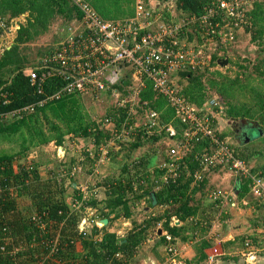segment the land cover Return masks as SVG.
I'll return each instance as SVG.
<instances>
[{"label": "trees", "instance_id": "obj_1", "mask_svg": "<svg viewBox=\"0 0 264 264\" xmlns=\"http://www.w3.org/2000/svg\"><path fill=\"white\" fill-rule=\"evenodd\" d=\"M89 1V4L94 6L95 1ZM112 1L120 6L135 2V0ZM175 1L176 6L184 13L181 16L185 17L200 15L204 6L211 2V0ZM250 7L246 11V22L242 26H244L245 31L251 32V41L261 46V50L264 52V0H256ZM25 13H27L26 22L20 24L16 30L13 44L4 48L0 53V113H11L13 110L23 109L26 105L35 104L31 112L22 111L14 117L9 114L7 119L0 121V134L23 133L29 137L28 139L23 138L24 142L27 143L23 144L17 151L0 154V264H129L138 252L139 243L148 237L149 228L158 223L161 226L156 228L157 232L159 229L166 230L174 237L180 238L181 241L192 239L193 236L187 233L188 231L191 233L190 226L187 224L171 225L170 219L174 214L185 223L188 218L195 216L197 211L203 208L201 207L203 198L205 196L209 198L212 191L208 188L206 175L218 169L226 168L222 163H218L208 168L209 171H206L201 181L194 183L192 175L195 168H198V162H188L184 166L180 165V173L177 177L170 178L167 183L163 182L159 185L162 182L161 173L164 171L157 169L156 163L159 164L165 158V150L156 151L159 156L152 166L156 169L151 173L152 167L149 165L151 163L148 162L151 156L146 154L139 157V155L133 156L132 154L140 145L151 140L149 137L155 139L156 135L141 130L131 142L128 153L126 152L127 160L121 166L124 167L123 172H125L131 164L135 167L133 172L125 173L116 179L106 178L102 182L103 185H109L108 190H106L107 198L101 201L102 206L98 207V202L92 197L86 200L87 204L96 207V214L100 218H106L108 223L100 229L93 226L85 234L79 232L78 222L82 214L70 207L72 200L80 198L79 189L72 185L75 181L72 179L73 175L70 169V165L75 163L76 159L79 161V158L68 156V159L61 161L56 168L52 164H48L47 172L40 173L38 164H33L32 161L28 160L27 152L40 143L55 140L56 143L61 144L63 138L71 139L77 136L86 137L92 141L93 145L98 146L103 138L117 136L121 129L119 124L116 125L117 131L110 128L109 130L106 126L102 127L101 120L99 122L98 119L90 116L88 111H85L81 97L85 99L86 95L79 92L66 94L59 99L47 100L44 104L38 105L44 96L38 93L36 85L30 84L29 75L25 70L29 67H37L36 71L39 75L45 72L47 69H42V67L51 65V63L40 58L45 55L44 53L51 52L53 47L45 49L44 52H38L39 57L28 62L24 53L28 47L27 44L49 31L50 24L56 18H64V25H66L74 18H80L81 12L72 0H0V20L5 22L6 26L11 24V19ZM133 15L134 11L132 15H121L120 18H128ZM0 33H2L1 30ZM228 45L229 43L225 47ZM213 62L214 64L217 63L215 55ZM240 67L244 69L247 65H240ZM205 69L206 67L192 71H180L179 75L183 78L182 81L186 80L184 86L180 81L181 78L179 80L180 94L199 106L217 95V101L223 107V116H228V120L255 121L261 128L262 140L264 141V104H259L261 102L254 100L250 104H244L243 111L232 110L224 103V95L227 92L225 84H222L221 91L218 90L220 95L209 91V89L214 88L212 80L208 87L205 86L202 79ZM253 69H256V73L259 75L264 76V57L261 62L256 63ZM239 77L230 81L238 82ZM43 84L44 92L51 93L62 84V81L58 76L53 75L47 76ZM126 85L127 81L125 80L121 86ZM140 98L139 104H136L137 111L134 113V119L130 123L133 120L137 121L136 117L139 114L155 109L163 122H173L179 128V121L174 118L165 96L157 94L151 83H148L142 90ZM120 111L118 117L122 120L124 112L123 110ZM113 115L112 113L106 114V116ZM138 130L139 128H136L135 131ZM217 133L220 139L226 143L230 140L231 136L228 134V130L217 131ZM160 139L162 140L161 137ZM246 145H239L240 147H238L231 142L230 148L234 155L248 161L250 158L248 155L251 151L248 153ZM204 147L206 148L202 143L199 149L196 147V151H205V149L203 150ZM255 147L251 156L259 154L262 150L264 152V149L259 150ZM83 154L85 157L87 156L85 151ZM131 157H134L135 160L133 161ZM142 166H145L146 169L150 167L149 171L142 172L140 170ZM137 167L139 168L138 172ZM186 170L190 175L185 176ZM261 173L263 174V172ZM152 175H155L154 178ZM135 177L137 178L135 179ZM157 179H159V187L153 182ZM242 183L244 184L241 187L239 197L249 191L247 183L245 181ZM150 191H154L157 205H176L174 211L172 213L163 212L154 218L149 216L142 223L135 224L124 236L107 229L112 220L120 214H123L124 217L132 215L131 202L135 204L137 200L145 196L149 206H152ZM130 198L132 200L128 202ZM220 213L222 215L224 209ZM34 214L39 215L40 223L32 219ZM211 219H213L211 215L206 216V223L202 219L195 225L205 229L203 234H206L211 227L209 222ZM133 222L135 220L132 219ZM99 231L101 232L100 238L97 240L95 237ZM247 237L244 235L239 238L241 246L245 245ZM163 241H166L164 236L161 237V242ZM249 241L254 245L253 240L249 239ZM209 245L210 242L206 237L201 239L197 249L199 261L206 258L203 249ZM117 254H120V257ZM233 259L238 261L239 257L233 256ZM185 264H190V261H186Z\"/></svg>", "mask_w": 264, "mask_h": 264}, {"label": "built area", "instance_id": "obj_2", "mask_svg": "<svg viewBox=\"0 0 264 264\" xmlns=\"http://www.w3.org/2000/svg\"><path fill=\"white\" fill-rule=\"evenodd\" d=\"M254 1L256 0H211L209 5L204 6L200 15L188 16L186 24L191 23L196 34L193 38H184L185 25L181 26L178 19H158L159 7L153 8L149 0H135L134 15L118 20L102 18L85 0H72L81 12V17L66 24L60 40L51 52L44 53L40 58L51 65H44L42 69L47 70L41 75L37 73V67H29L25 72L29 75L30 84L36 85L38 93L44 96L38 105L70 93L91 94L98 99L103 92L110 91L116 97L117 111L124 112L119 124V135L124 136L123 133L128 132L130 128L134 131L139 128L133 134V139L140 130L166 139L165 158L159 164L156 163L157 169L164 171L160 177L162 182L159 183V179L153 180L157 187L163 182L167 183L170 178L177 177L180 165L184 166L188 162H198V168H195L192 175L194 183L204 178L208 168L222 163L234 176L247 183L252 196L264 201V175L260 171H254L248 161L234 155L230 140L226 143L217 133L224 131L221 126L224 111L217 97L213 96L199 106L179 92V72L210 68L213 53H218L232 41L233 30L246 22V11ZM14 21V18L11 19L10 25ZM7 27L6 23L0 20L2 33ZM195 32L191 30V33ZM128 74L137 82L134 91L128 92L126 86H121ZM53 75L58 76L62 84L53 92L45 93L43 82L47 76ZM148 83H151L157 94L165 96L174 118L179 121V128L173 122H163L155 109L139 114L136 117L138 120L130 123L137 111L136 104L140 102L134 100H139ZM34 105H26L23 109L13 110L11 113L1 112L0 121L7 119L9 114L14 117L22 111L31 112ZM116 125L114 116H107L101 124L107 128ZM84 138L86 137L77 136L71 139L82 142ZM202 143L206 146L203 148L205 151H196V147L199 149ZM94 147L90 140L84 149L87 156L77 155L80 165L91 158L99 162L106 157L107 151L102 145L99 150L103 153L98 156L94 154ZM155 169L152 167L150 170L153 172ZM188 174L187 171L185 176ZM154 176L152 175V178ZM95 191L89 188L85 192L82 190L80 198H75L70 203L71 208L82 214L78 229L83 234L89 232L93 226L100 229L104 225L102 218L96 214V207L86 203ZM209 199L221 209H224L227 203L232 207L236 205L235 201L230 199V192L220 189L212 190ZM33 216L32 219L40 223L39 215ZM178 221L179 219H173L170 224H176ZM100 233L99 231L95 237L97 240ZM161 235L166 240L165 262L182 264L177 260L179 251L174 243L175 237L166 230H163ZM117 255L120 257V254ZM241 255L245 264H257L260 257L258 249L249 240H246Z\"/></svg>", "mask_w": 264, "mask_h": 264}, {"label": "rangeland", "instance_id": "obj_3", "mask_svg": "<svg viewBox=\"0 0 264 264\" xmlns=\"http://www.w3.org/2000/svg\"><path fill=\"white\" fill-rule=\"evenodd\" d=\"M89 1V0H85ZM95 1L94 4V10L97 11L100 15H102L104 18L108 20H118V19H124L120 18L121 15H132L134 11V3L132 2L131 4H124L123 6H120L119 4L113 3L112 0H93ZM258 1V0H257ZM90 2V1H89ZM149 2L152 4L153 8L159 7L158 12L160 14V17L158 19H169L173 18L175 20H179V23L181 26L185 25V35L184 38H187L189 36L190 38H193L194 35L196 34L194 27L191 23H187V18L185 16H181L184 13L182 10L176 6V1L175 0H149ZM91 3V2H90ZM251 8V7H250ZM249 8V9H250ZM170 9V10H169ZM27 18V13L20 15L18 17H14L16 21L12 25H9L4 32L0 35V53L3 51L4 48L10 47L13 44L14 37L16 35V30L18 27H20V24L25 23ZM177 20V21H178ZM64 23L65 19L64 18H56L49 26V31L45 32L44 34L38 36L35 38L31 43L27 44L28 47L24 51V53L27 56L28 62L33 61L35 58L39 57L40 51H43L45 49H51L56 45V43L60 40L62 34H63V28H64ZM19 25V26H18ZM180 27V26H179ZM191 30L194 31L195 33H191ZM251 31V30H250ZM233 36L234 38L232 41L229 43V45L225 48H223L221 51L218 53H215L214 55L216 56V61L217 63L214 64L212 62L211 64V69L206 67V71L203 72V77L202 80L205 84L206 87L210 84L211 80L214 82V88L209 89L211 92H216L219 94L218 90H222V84L226 85L227 92L224 95L225 97V102L227 106L231 107L232 110L235 111H243L244 110V104H250L254 100H258V102H261L259 104H264V76L259 75L256 73V69L254 70L253 67L256 65V63L261 62L264 57V52L261 50V46H258L255 42L251 41V32L245 31L244 26H240L238 28H235L233 30ZM50 47V48H49ZM23 52V51H22ZM224 58L228 59V62L226 65L221 66L219 64V61L223 60ZM240 65H247L246 68H241ZM262 68V67H261ZM263 69V68H262ZM260 69V70H262ZM125 72V70H124ZM247 75V76H246ZM240 76V77H239ZM235 77H239L238 82H232V80ZM183 78H181L180 81H182ZM124 80L127 81L126 85V90L129 92L130 90H135L137 87V82L131 78V76L126 75V78ZM227 80V81H226ZM225 83H222L224 82ZM186 83V80L182 81V85ZM224 88V87H223ZM206 90V88H205ZM208 91V92H209ZM86 98H82L84 109L90 116L93 118L98 119V121L104 120L107 116V113H112L114 116V120L116 124L121 123V119L118 117L117 113H121V111H117V104L115 103V96L111 94L110 91H105L103 92L98 99H95L94 97L88 94H85ZM220 95V94H219ZM132 96H134L132 94ZM217 96V95H216ZM124 98V97H123ZM129 98V97H127ZM141 98L135 99L134 102H139ZM145 103V102H144ZM258 112L260 110L257 109ZM120 121V122H118ZM222 128L224 130H228V134L231 136L230 141L233 143V145L240 147L241 145L239 143V140H242L243 137L240 138H235V131H233L234 124L235 126L237 124H241L238 131H243V130H250L254 126L255 121H246V120H233L229 119L228 116H223L221 120ZM257 124V123H256ZM231 127V128H229ZM242 127L244 129H242ZM116 129L115 127H112L110 129ZM246 128V129H245ZM109 129V128H108ZM109 129V130H110ZM113 129V130H114ZM221 129V128H219ZM234 132V136H233ZM135 131L130 128L128 132L123 133V135H117V136H110L107 139H102V141L99 143L98 146L94 147L95 155L98 156V154H102L99 150V147L102 145L103 149L107 151L106 157L109 155V158L106 159V157L102 161H94L88 160L87 162H84L82 165H80L79 161L76 159L75 163H71L70 169L72 171V179L75 181L73 182V186L75 188L79 189L80 192L82 190H85L89 188L90 190H96V193H91L92 198L98 202V207L102 206L101 201H103L105 198H107V192L109 185H103V181L106 178H120L119 176H122L125 173H131L133 172L132 170L135 169V167L131 164L130 167L128 168L127 171L123 172V168L121 167L124 161L121 158H125V156L128 153L129 146H131V142L134 141L133 139V134ZM151 134V133H150ZM252 138L247 144H252L253 147L260 149H264V141L262 140V133L258 130L255 131V133L252 131ZM26 137V138H24ZM28 139L26 134L19 133V134H0V154L1 153H13L20 149V147L27 143L24 142V139ZM151 140H149L146 143H143L136 149L132 154L133 156L139 155L141 152V156L148 154L150 159H152V162L150 167L155 164V161L157 160L156 151L159 149H165L167 140L166 139H160L159 136H155V139L152 137ZM239 139V140H238ZM87 138L82 140V142H86ZM78 141V140H72L69 138H63V142L61 144H58L55 142V140H51L50 142L47 143H40L38 146H33L30 151H28V160L32 161L33 164H38L39 166V171L46 173L47 172V166L48 164H52L54 168H56L61 161H66L68 159V156H74L75 157V152L79 151V149L82 147V150L80 151L84 153V149L86 148L83 146V143ZM85 145V143H84ZM93 149V148H92ZM127 152V153H126ZM263 153V150L261 151ZM257 154V157L254 158V160H259L262 161V153ZM82 153V154H83ZM121 153L122 156H119L120 159H118L115 154ZM155 153V154H154ZM132 160L134 161L135 158L131 157ZM258 158V159H257ZM23 161V159H21ZM252 165V161L249 162ZM114 166L112 168V166ZM72 166V168H71ZM133 166V167H132ZM253 166V165H252ZM148 167V165H147ZM149 167V168H150ZM138 168V167H137ZM149 168L146 169L145 166H142L141 170L144 172L145 170L149 171ZM139 168L137 169L138 172ZM59 171V170H58ZM153 173L152 171H150ZM219 172V173H217ZM210 174V173H209ZM213 174V173H211ZM150 178V177H149ZM209 178V177H208ZM211 180L208 181L211 186L208 188L214 190V189H220V190H226L230 191L232 189L231 185L232 182L234 181V175L228 170V169H218L214 171L213 177L210 178ZM211 182V183H210ZM100 184V185H98ZM95 195V196H94ZM236 202H238L237 197H232ZM204 201H202V206H206V209L210 211V215L212 216V222L210 223L212 225V230L214 231H221L223 228H228L226 223L223 225L222 223V218H221V213H220V207L213 208L211 209L209 207L210 201L207 196H205ZM132 198H130L131 202ZM201 202V201H200ZM134 203H130L131 210H132V218L131 220H135V222L130 221V217H124L123 214H120L116 218H114L111 222L110 225L107 226V229L109 231H114L117 232L118 235L124 236L127 234V232L134 227L135 224H140L142 223L144 219H146L144 216L147 214L144 212V206L148 207L149 204L147 202L146 197H142L140 200H137ZM176 205H171V204H163V205H153L150 206V209L148 214L150 217L154 218L157 217L158 214H162L163 212L165 213L168 211V213H172L175 209ZM227 207V206H226ZM239 207V206H238ZM225 209V207H223ZM235 208L237 215L230 214L228 217L229 219H233L235 216L238 217L236 222L242 221L245 223V219L249 218L250 216L247 214L249 210H245V208H241L240 210L237 211V207ZM211 209V210H210ZM203 210L202 208L200 211L198 210L196 215L193 217L188 218V223L187 225L190 226V231L188 233L192 235L193 238L190 242H185L182 243L183 245L179 246V243H177L175 246L177 248H180V259L184 260L187 256H192L193 253L198 255V248L199 244L202 238H204V230L201 229V226H196L195 223L198 221H202V214ZM264 212V211H263ZM174 215V214H173ZM149 218V217H148ZM164 218V217H163ZM173 218H176L173 216ZM261 223L259 228H249L247 231V240H253L254 246L258 249L259 254L264 253V215H261L260 217ZM140 220V221H138ZM164 220V219H162ZM172 221V217L170 219ZM223 225V226H222ZM160 223L156 224V226H151L147 232V236L155 238L157 236V227H160ZM196 231V232H195ZM121 232V233H120ZM161 235V234H160ZM147 237V238H148ZM162 237V235H161ZM147 238L144 239L142 242L139 243L137 250H140L136 254H138L139 258L138 259H133L130 260L129 264H160L158 261H155L152 258H149L150 256L147 257L148 254L151 253V249L156 250L155 244L147 241ZM178 241H181L180 238H178ZM148 243L152 244L147 245ZM161 243V242H159ZM163 243L166 246V241H163ZM223 241H218L216 244L212 247V249L208 250V254H215L221 251V247L223 245ZM144 245V246H143ZM190 246V252L186 248ZM186 247V248H185ZM185 248V249H184ZM240 250H244V246H241L240 244ZM142 252V253H141ZM183 252V254H182ZM206 252V251H205ZM182 254V255H181ZM167 256V254H166ZM179 256V255H177ZM240 263H244L241 255L239 254ZM142 258V259H140ZM227 258V256H226ZM156 259V258H155ZM230 257H228V260ZM135 260V262H134ZM146 260V262H145ZM178 260V259H177ZM153 261L157 263H153ZM165 261V260H164ZM145 262V263H144ZM239 263V262H238ZM239 263V264H240ZM162 264H169L167 261ZM226 264H230L229 261Z\"/></svg>", "mask_w": 264, "mask_h": 264}, {"label": "crops", "instance_id": "obj_4", "mask_svg": "<svg viewBox=\"0 0 264 264\" xmlns=\"http://www.w3.org/2000/svg\"><path fill=\"white\" fill-rule=\"evenodd\" d=\"M213 60H214V53H213V56H212V60L210 62V68H211V64H212ZM84 143H85V145H84ZM84 143H83V146L86 147L90 143L89 139H87V141L84 142ZM246 146H247L248 153H250V151H251V153L254 151V147H252L253 146L252 144H247ZM82 153L83 152L80 153V151L79 152L77 151V152H75V156L77 157L78 154L81 155ZM139 153L141 155V152H139ZM251 153H250V155H248L250 157L249 160H248V162H251L252 161V165L253 166L252 165L251 166L253 167V170L254 171H260V172H263V174H264V152L262 154V161H259V160H256L255 161L254 158L257 157V154L251 156ZM115 155H117L116 157L118 159H120L119 156H122L121 153H118V154H115ZM156 156H159V155L156 154ZM121 159L123 161L127 160V155L125 156V158H121ZM148 162L151 163L152 162V159H149ZM113 167L114 166H112V168ZM40 173H43V172H40ZM211 173H213V174H211ZM217 173H219V172H217ZM213 175H214V171L213 172H210V174L208 173L206 175L207 185L208 186H211V184H209L208 181L211 180L210 178L213 177ZM242 182H244V181L241 178L239 179L236 176H234V181L232 182V185H231L232 189L230 191H228V192H230V199H233L232 197H237L238 200H239L238 202H236L233 199L235 201V204H236L234 207H237L236 208L237 211L240 210L241 208H245V210H249V212L247 214L250 217L247 218V219H245L246 220L245 223L242 222V221H240V219H239L238 222H236V220L238 219L237 216H235L233 219H229L228 217L230 216V214H233L234 213V215H237V212H236L235 208H233L232 206H230L227 203L225 205L224 213L221 215V218H222L221 221H222L223 225H225V223H226V225H227L228 228H223V230L221 229V231L217 232V231L212 230V225H211V227L208 229V231L206 232V234H204V236H203L204 238L206 237V239H208L209 242H210V245L208 247H206L205 249H203V252L205 253L206 258L204 260H202V261H199L197 259L198 258V255H196L195 253H193L192 256H187L186 258H184V260L183 259L181 260L180 259V253L181 252H180V248H178V251L179 252H178L177 255H179V256H177V259L182 264H185L186 261H190V264H226V263H228V261H229L230 264H239L240 263V260H238V261L236 260L235 261L233 259V256L234 257H237V256L239 257V254L241 255V252H242V250H240L239 238H241L244 235H247V231H248L249 228H251V227H253V228L254 227L255 228H259L260 223H261V220H260L261 218L260 217H261V215H264V212H263L264 211V206H263L264 201L257 200L254 196H252L249 193V191H246L245 194L242 195V197H239L241 187L244 184ZM224 191H226V190L224 189ZM209 201H210L209 207L211 209L217 208L216 203L214 201H212L211 199H209ZM144 208H145L144 209V212L147 213L144 217L147 219L149 217V214H148L149 210L148 209H150V206H148V207L147 206L146 207L144 206ZM202 210H203V212H202L203 217L201 219H203V221L205 220V223H206V216H208V217L210 216V211H208L206 209V206H205V208L203 207ZM220 211H223V209H220ZM173 216H175V215H173ZM173 216H172V220L173 219H178L176 216H175L176 218H173ZM131 218H132V215L130 216V221L132 222ZM138 221H140V220H138ZM212 221H213L212 219L209 220L210 223ZM187 223H188V220H186L185 223H183L182 221L179 220L176 223V225L187 224ZM193 238H195V237H193ZM192 239L187 240V241H178V237H175L174 243L177 244V243L180 242L179 243V246H181V245H183L182 243L190 242ZM147 241L148 242H151L152 241V243L155 244V248H156V250L151 249V253L148 254L147 257L150 256L149 258H152L155 261H158V263H160V264L165 263L164 260L166 258V250H165V244L163 242H161V235L160 234H157V236H155V238L149 236L147 238ZM218 241L219 242L220 241H223V243H224L222 245V247H221V251L218 252V253H215V254H208V250L212 249V247ZM159 242H161V243L159 244ZM147 245H151L152 246V244H150V243H148ZM187 249L190 252V246H188L186 248V250ZM139 251L140 250H138V252ZM182 254H183V252H182ZM210 256L212 257L211 259L209 258ZM226 256L227 257H232V259H229L228 260L227 258H225ZM133 257H134V259H138L139 258L138 254H135ZM241 258L243 260L242 255H241ZM140 259H142V258H140ZM239 259H240V257H239ZM155 261H153V263H157ZM134 262H135V260H134ZM145 262H146V260H145ZM257 264H264V253L261 254L260 257L258 258Z\"/></svg>", "mask_w": 264, "mask_h": 264}, {"label": "water", "instance_id": "obj_5", "mask_svg": "<svg viewBox=\"0 0 264 264\" xmlns=\"http://www.w3.org/2000/svg\"><path fill=\"white\" fill-rule=\"evenodd\" d=\"M227 62H228V59L227 58H224L223 60H221V61H219V63H220V65L221 66H224V65H226L227 64ZM246 129V128H245ZM260 131L261 133H262V131H261V128H260V126L258 125V124H256V123H254V126L252 127V129H248V130H243V131H238V130H236L235 131V138H240V137H243V139L242 140H239V143L241 144V145H244V144H247L249 141H250V139L252 138V134H251V132L253 131L254 133H255V131ZM73 185V184H72ZM75 187V186H74ZM150 199H151V203H152V205H155L156 204V202H157V200H156V197H155V193H154V191H151L150 192ZM102 221H103V223H106L107 222V219L106 218H104V219H102ZM162 233V230L161 229H159L158 230V234H161Z\"/></svg>", "mask_w": 264, "mask_h": 264}, {"label": "flooded vegetation", "instance_id": "obj_6", "mask_svg": "<svg viewBox=\"0 0 264 264\" xmlns=\"http://www.w3.org/2000/svg\"><path fill=\"white\" fill-rule=\"evenodd\" d=\"M240 125H241V124H237V125L235 126V124H234L233 131H236L237 129L241 128ZM241 126H242V125H241ZM230 128H231V127H230ZM242 129H244V128L242 127ZM233 136H234V132H233Z\"/></svg>", "mask_w": 264, "mask_h": 264}, {"label": "clouds", "instance_id": "obj_7", "mask_svg": "<svg viewBox=\"0 0 264 264\" xmlns=\"http://www.w3.org/2000/svg\"><path fill=\"white\" fill-rule=\"evenodd\" d=\"M102 219H104V218H102ZM108 223V220H107V222L106 223H104V225H106ZM114 232V231H113Z\"/></svg>", "mask_w": 264, "mask_h": 264}]
</instances>
